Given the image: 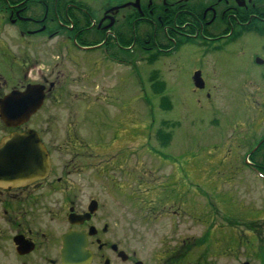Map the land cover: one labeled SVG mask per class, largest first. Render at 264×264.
Instances as JSON below:
<instances>
[{
	"label": "flooded vegetation",
	"instance_id": "1",
	"mask_svg": "<svg viewBox=\"0 0 264 264\" xmlns=\"http://www.w3.org/2000/svg\"><path fill=\"white\" fill-rule=\"evenodd\" d=\"M248 37L262 43L249 50L253 65L241 80L252 82L253 90L250 95L248 86L241 90L252 97L247 153L264 189V0H0V144L32 132L11 149L9 166H22L29 148L18 144L27 140L40 142L50 160L42 178L0 186V264H65V238L73 233L85 236L88 264H264V206L251 207L257 218L231 228L226 218L211 222L208 214L202 221L189 193L162 187L163 176H154L160 171L143 172L141 164L135 180L130 164L119 168L132 156L126 149L131 140L124 139L131 134L127 124L111 138L114 146L122 144L118 153L104 155L98 153L105 146L98 137L88 143L75 128L58 139L52 122L53 94L64 97L72 83L94 81L102 69L120 75L140 64L161 75L189 47L191 58L202 61L192 81L196 72L207 81V55L229 45H241L238 53L246 54ZM36 92L43 100L35 113L20 122L3 120L6 98H13L8 107L13 102L24 108L35 103ZM117 109L127 112L122 105ZM121 198L147 209L146 223L169 218L179 225L187 218L186 235L145 231L143 249L133 247L116 231Z\"/></svg>",
	"mask_w": 264,
	"mask_h": 264
},
{
	"label": "rangeland",
	"instance_id": "2",
	"mask_svg": "<svg viewBox=\"0 0 264 264\" xmlns=\"http://www.w3.org/2000/svg\"><path fill=\"white\" fill-rule=\"evenodd\" d=\"M257 42L254 37L243 41L248 47L246 54L238 53L241 45H229L225 52L207 55L204 90L195 91L192 71L202 68V61L191 58L189 47L182 50L181 57L175 56L161 75L151 74V66L135 64L120 75L102 69L94 81H75L64 97L53 94L54 136L65 138L66 131L77 129V135L88 143L98 137L105 144L98 153L108 155L118 153L122 144L115 142L114 146L111 138L119 125L127 124L131 134L124 139L131 140L126 149L132 156L127 164L120 161L119 168L130 164L132 179L137 180L141 164L143 172L160 171L154 176H163L162 187L189 193L202 221L209 214L211 222L220 223L226 218L228 227H232L238 220L257 218L250 208L264 206V189L247 153L252 144L248 132L253 135L252 97L246 95V89L241 90L248 86L250 95L253 88L252 82L241 80L248 64L249 69L253 65L248 53L253 45H260ZM120 105L125 107L121 109L127 111L125 114L118 111ZM114 147L117 151H112ZM120 200L116 231L133 247L143 249L145 231L174 234L177 230L186 235L187 218L179 225L169 218L146 223L143 216L147 209ZM199 231L200 227L195 226V232Z\"/></svg>",
	"mask_w": 264,
	"mask_h": 264
},
{
	"label": "water",
	"instance_id": "3",
	"mask_svg": "<svg viewBox=\"0 0 264 264\" xmlns=\"http://www.w3.org/2000/svg\"><path fill=\"white\" fill-rule=\"evenodd\" d=\"M193 81L197 88H205V81L201 76V72L195 73ZM35 95V103L30 100L24 108L18 107L13 104V102L12 107H8L13 98L11 96L6 98L4 104L1 106V117L3 120L7 123H13L15 120L20 122L21 120L29 118L42 104V92H36ZM31 137H33L32 132L14 134L4 139L2 144H0V186H17L29 181L38 180L47 175L50 169V160L48 155L43 152V147L40 142L27 140L24 143H19L18 145L25 144V146L29 148L25 155L26 158L24 157L23 164H21L22 166L20 168L18 167V169L13 170V168L9 166L10 161L8 162V158L10 157H7V155L11 153L13 147L17 146L16 142ZM18 160H20V157H18ZM86 244L87 241L85 240V236L76 233L68 235L65 238V264H88L90 261V254L86 252Z\"/></svg>",
	"mask_w": 264,
	"mask_h": 264
}]
</instances>
